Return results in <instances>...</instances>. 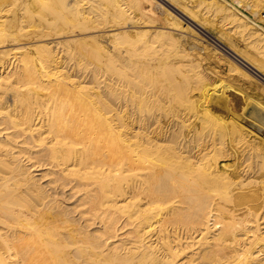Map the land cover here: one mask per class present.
<instances>
[{"label": "bare ground", "instance_id": "obj_1", "mask_svg": "<svg viewBox=\"0 0 264 264\" xmlns=\"http://www.w3.org/2000/svg\"><path fill=\"white\" fill-rule=\"evenodd\" d=\"M263 11L0 0V264H264Z\"/></svg>", "mask_w": 264, "mask_h": 264}, {"label": "rangeland", "instance_id": "obj_2", "mask_svg": "<svg viewBox=\"0 0 264 264\" xmlns=\"http://www.w3.org/2000/svg\"><path fill=\"white\" fill-rule=\"evenodd\" d=\"M233 5H235L236 3L233 1V3H232ZM153 10H154V14L152 15L153 17H154V19H155V23L156 24H160V23H162V21H163V11H162V9L159 7V5L158 4H154V6H153ZM195 29L199 32V33H201V34H203L202 32H201V30H200V27L198 28H196L195 27ZM204 33L205 34H203V38H204V42H206V43H211V44H213V45H217V46H219L218 44H217V42H216V40H214L213 39V36H215L216 35V33H217V31H216V29H214V28H210L208 31H204ZM215 34V35H214ZM216 42V43H215ZM238 44L239 45H242L243 43L240 41V40H238ZM220 47V46H219ZM193 52H194V50H193ZM264 78H259V81L261 82V83H263L264 81Z\"/></svg>", "mask_w": 264, "mask_h": 264}, {"label": "built area", "instance_id": "obj_3", "mask_svg": "<svg viewBox=\"0 0 264 264\" xmlns=\"http://www.w3.org/2000/svg\"><path fill=\"white\" fill-rule=\"evenodd\" d=\"M262 17L264 18V11L262 12Z\"/></svg>", "mask_w": 264, "mask_h": 264}]
</instances>
